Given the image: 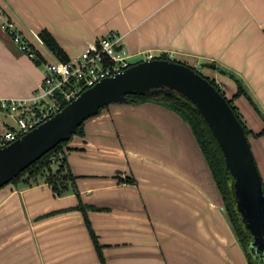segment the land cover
Returning a JSON list of instances; mask_svg holds the SVG:
<instances>
[{
	"label": "crops",
	"instance_id": "crops-1",
	"mask_svg": "<svg viewBox=\"0 0 264 264\" xmlns=\"http://www.w3.org/2000/svg\"><path fill=\"white\" fill-rule=\"evenodd\" d=\"M5 21L35 46L36 60L1 28ZM107 35L130 58L150 52L194 68L215 63L209 69L226 97L253 133L263 131L264 0H0V97L31 95L44 62L69 60ZM230 74L261 114L237 95ZM248 140L264 184V134ZM64 155L74 189L59 195L49 181L0 189V264H249L231 229L222 230L227 253L213 243L216 216L210 244L200 243L202 208L188 207L185 188L204 189L209 172L172 110L109 105L84 121Z\"/></svg>",
	"mask_w": 264,
	"mask_h": 264
},
{
	"label": "water",
	"instance_id": "water-1",
	"mask_svg": "<svg viewBox=\"0 0 264 264\" xmlns=\"http://www.w3.org/2000/svg\"><path fill=\"white\" fill-rule=\"evenodd\" d=\"M204 66L216 69V64ZM176 92L200 112L216 139L233 179L237 210L253 236L249 251L264 258V186L245 130L225 96L198 69L171 59L153 58L131 64L85 89L41 125L0 147V189L105 106L123 104L128 94Z\"/></svg>",
	"mask_w": 264,
	"mask_h": 264
},
{
	"label": "built area",
	"instance_id": "built-area-1",
	"mask_svg": "<svg viewBox=\"0 0 264 264\" xmlns=\"http://www.w3.org/2000/svg\"><path fill=\"white\" fill-rule=\"evenodd\" d=\"M1 28L8 32L23 53L37 59L35 46L17 31L13 22H2ZM119 39L107 35L88 44L68 61H46L43 79L31 95L0 97V111L15 122V128L6 125L5 130L0 131V147L41 125L85 89L128 68L132 62L119 48ZM153 58L156 57L149 53L142 60Z\"/></svg>",
	"mask_w": 264,
	"mask_h": 264
},
{
	"label": "trees",
	"instance_id": "trees-1",
	"mask_svg": "<svg viewBox=\"0 0 264 264\" xmlns=\"http://www.w3.org/2000/svg\"><path fill=\"white\" fill-rule=\"evenodd\" d=\"M156 58L171 59L167 55H161ZM171 60L177 61L175 59ZM192 68L195 69L194 67ZM198 72L200 73V71ZM230 76L234 78L238 83L237 95L241 93L246 95L250 103L258 110L257 105L254 103L252 97L245 91L244 88H242V84L231 74ZM204 77L208 79L209 82L213 86H215L223 96H225L229 105L231 106L237 118L241 122L247 137L249 135L257 137L259 135L264 134V129L258 134L253 133L252 130H250L247 124L244 122L243 117L237 107L234 105L233 98L226 97L221 85L216 81V79H209L206 76ZM147 101L156 103L167 109L172 110L189 125L191 132L195 138V141L201 151V154L203 155L207 166L211 172L217 189L221 194L229 220L235 229L239 241L241 242L245 252L247 253L248 263L264 264V258H261L259 256L256 257L253 253L249 251V246L253 238L250 232L245 229L244 224L241 220L240 213L237 210V206L235 204L234 199L233 179L231 177V173L226 166L224 156L216 139L214 138L211 130L209 129L206 121L204 120L200 112L191 102H189L176 92L160 93L151 96L141 94H128L127 101L125 103L139 104ZM258 112L261 114L259 110ZM83 123L77 128L75 134H82ZM69 140L59 143L55 148H53L44 156H42V158H40L39 160L31 164L28 168H26L24 171H22L10 183L22 182L25 185H31L40 181H49L52 184L54 191L59 195L70 191L74 185V176L67 169V162L64 155V147L69 142Z\"/></svg>",
	"mask_w": 264,
	"mask_h": 264
},
{
	"label": "rangeland",
	"instance_id": "rangeland-1",
	"mask_svg": "<svg viewBox=\"0 0 264 264\" xmlns=\"http://www.w3.org/2000/svg\"><path fill=\"white\" fill-rule=\"evenodd\" d=\"M149 53H145V54H149ZM145 54H144V56H145ZM150 54H152V53H150ZM156 57H158V56H156ZM128 58L130 59V62H132V64H133V63H136L139 60L143 59L144 57L142 56V57L130 58L128 56ZM196 69H198V71H200V73L203 76H206L209 79H213V78L215 79L214 73L209 68H200L199 67ZM243 120H244V118H243ZM244 122H245V120H244ZM6 125H8L10 127H14L15 122H14L13 118L10 117L9 115H4V114L0 113V131L1 132L5 130ZM204 164H205V167L207 169V172H209V182L206 181L207 178H204V180H205V183H203V185L205 187L204 189L203 188L200 189L199 186H196L193 183L189 184V182H188L187 189L185 188V190L187 192V198H188L189 202L190 201L193 202L192 204L188 203V207L190 208V207H196V206L200 205V207L202 208V209H198V211H199V213H203V221H201V223H203V228H202V230H200L202 237H199L201 239L200 243H203V245L210 244V242L207 241V239H210L212 234L217 232V225H215V223L211 220V217L216 216L219 218L220 223H221L220 232L219 233L217 232L216 234H214L213 243L216 241L215 243L220 244L219 245L220 247L225 246V247H223L225 249L221 248V250L225 251V253H227L228 249H226V247H229L231 242H225V241H228V239L225 238V240H224V236L222 235V230H223V228H227L228 231L231 229L233 234H235L234 227L232 226V224L228 218L227 210H226V207L223 203V199L221 197L220 192L217 189V186L213 180V177L211 175V172L207 166L205 159H204ZM223 222H225L226 226L222 225ZM227 222H228V224H227ZM211 224H214V229H212ZM208 229H209V231H211V234H208ZM235 236L237 239L236 241H238L237 235H235ZM189 243H194V242H189ZM211 248H212V246H211ZM204 254H206V252ZM213 254L215 255V251ZM208 255H211V254L209 253Z\"/></svg>",
	"mask_w": 264,
	"mask_h": 264
},
{
	"label": "flooded vegetation",
	"instance_id": "flooded-vegetation-1",
	"mask_svg": "<svg viewBox=\"0 0 264 264\" xmlns=\"http://www.w3.org/2000/svg\"><path fill=\"white\" fill-rule=\"evenodd\" d=\"M252 236V235H251ZM252 238H253V236H252ZM253 240V239H252ZM256 257H261L259 254H257L256 252L255 253H253Z\"/></svg>",
	"mask_w": 264,
	"mask_h": 264
}]
</instances>
